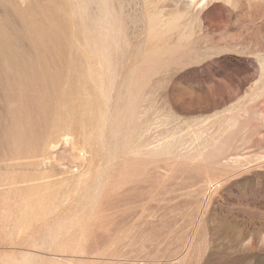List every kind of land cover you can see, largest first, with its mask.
<instances>
[{
	"label": "rangeland",
	"instance_id": "1",
	"mask_svg": "<svg viewBox=\"0 0 264 264\" xmlns=\"http://www.w3.org/2000/svg\"><path fill=\"white\" fill-rule=\"evenodd\" d=\"M33 21L82 75L0 155V264H264V0H0V136Z\"/></svg>",
	"mask_w": 264,
	"mask_h": 264
},
{
	"label": "bare ground",
	"instance_id": "2",
	"mask_svg": "<svg viewBox=\"0 0 264 264\" xmlns=\"http://www.w3.org/2000/svg\"><path fill=\"white\" fill-rule=\"evenodd\" d=\"M31 24L29 43L25 45L23 53L10 50L6 44L2 51V63L6 66L2 83L11 89L12 97L18 105L10 113L6 130L1 133L0 155L9 154L14 160H27L39 155L51 128L65 118V113L56 106L66 97L61 86L64 83L72 85L73 79L70 76L73 74L82 75L79 63L66 60L62 54L51 53L48 42L52 37L54 46H57L55 35L35 21ZM122 179V176L117 178L119 181ZM130 190V186L118 187L113 194L118 198L109 204L123 202L130 205Z\"/></svg>",
	"mask_w": 264,
	"mask_h": 264
}]
</instances>
